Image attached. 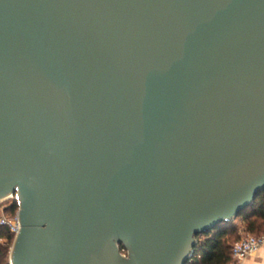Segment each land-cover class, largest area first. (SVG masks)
Returning <instances> with one entry per match:
<instances>
[{"label": "water", "instance_id": "water-1", "mask_svg": "<svg viewBox=\"0 0 264 264\" xmlns=\"http://www.w3.org/2000/svg\"><path fill=\"white\" fill-rule=\"evenodd\" d=\"M263 190L264 0H0L11 264H185Z\"/></svg>", "mask_w": 264, "mask_h": 264}, {"label": "trees", "instance_id": "trees-1", "mask_svg": "<svg viewBox=\"0 0 264 264\" xmlns=\"http://www.w3.org/2000/svg\"><path fill=\"white\" fill-rule=\"evenodd\" d=\"M8 210L15 213L19 208L16 198L7 199ZM6 200V201H7ZM236 219H241L245 230L252 234L264 232V190L254 203L245 208L237 218L224 221L212 230L199 233L192 257L185 264H229L233 261L232 247L240 237ZM14 242V234L6 227H0V264H11L9 250Z\"/></svg>", "mask_w": 264, "mask_h": 264}, {"label": "built area", "instance_id": "built-area-1", "mask_svg": "<svg viewBox=\"0 0 264 264\" xmlns=\"http://www.w3.org/2000/svg\"><path fill=\"white\" fill-rule=\"evenodd\" d=\"M0 201V227H6L14 234V240L20 231L19 209L15 213L8 210V204ZM14 243V242H13ZM12 243V245H13ZM12 248V246H11ZM264 248V235L258 236L252 233H247L239 238L232 247L233 261L229 264L244 263L250 256L257 254ZM122 252L127 254V250L122 247Z\"/></svg>", "mask_w": 264, "mask_h": 264}, {"label": "rangeland", "instance_id": "rangeland-1", "mask_svg": "<svg viewBox=\"0 0 264 264\" xmlns=\"http://www.w3.org/2000/svg\"><path fill=\"white\" fill-rule=\"evenodd\" d=\"M8 202H9L8 200L3 202V205L7 204ZM236 222H237V233L240 238L244 236L245 234L250 233V232H247V230H245V225L241 219H236ZM262 233L264 232H261L259 234H262ZM10 252H11V248L9 250V261H10ZM239 264H264V248L261 249L257 254L250 256L246 261H244V263H239Z\"/></svg>", "mask_w": 264, "mask_h": 264}, {"label": "flooded vegetation", "instance_id": "flooded-vegetation-1", "mask_svg": "<svg viewBox=\"0 0 264 264\" xmlns=\"http://www.w3.org/2000/svg\"><path fill=\"white\" fill-rule=\"evenodd\" d=\"M16 193V192H15ZM11 198H16L17 199V197H16V195L15 196H13V197H11ZM18 200V199H17ZM19 202V201H18Z\"/></svg>", "mask_w": 264, "mask_h": 264}]
</instances>
